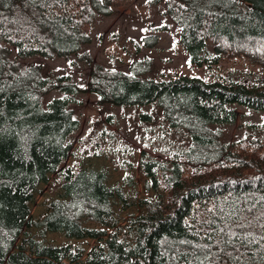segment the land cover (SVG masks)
<instances>
[{
  "label": "trees",
  "instance_id": "16d2710c",
  "mask_svg": "<svg viewBox=\"0 0 264 264\" xmlns=\"http://www.w3.org/2000/svg\"><path fill=\"white\" fill-rule=\"evenodd\" d=\"M129 1L0 0V264H264V78L228 70L212 80L151 77L146 56L128 71L94 62L85 48L92 25ZM162 13L189 65L217 63L222 55L264 72V0H163ZM155 39L142 41L150 46ZM71 55L89 66L83 86L67 74L51 76L41 62H21ZM54 90L62 95L47 99ZM81 92L100 105L154 103L186 138L162 159L142 152L145 188L155 196L122 229L113 201L123 193L107 185L105 171L62 165L79 127L70 98ZM235 105L261 113L262 121L229 139L225 126L238 118ZM51 173L63 197L50 200L37 222L30 203ZM89 221L102 227L85 226ZM31 226L38 235L17 245ZM48 232L98 244L86 252L51 245Z\"/></svg>",
  "mask_w": 264,
  "mask_h": 264
},
{
  "label": "rangeland",
  "instance_id": "374dc122",
  "mask_svg": "<svg viewBox=\"0 0 264 264\" xmlns=\"http://www.w3.org/2000/svg\"><path fill=\"white\" fill-rule=\"evenodd\" d=\"M162 11L163 0H130L128 4L116 6L112 14L100 16L90 29V42L85 47L91 59L106 68L128 71L133 59L146 56L152 62L147 75L159 78L185 74L212 80L225 70L236 75L251 72L264 78L263 71L241 58L221 55L217 63L189 65L174 24ZM162 24H167L168 30L158 29ZM148 35H156L155 42L150 46L142 41ZM5 52L12 56L14 49L7 48ZM31 61L41 62L51 76L69 75L78 86H83L88 78V64L76 55L21 60L22 63ZM61 95L54 90L47 99ZM70 107L79 121V127L69 136L71 150L62 165L74 169L104 170L107 185L122 190L123 197L114 199L113 210L115 227L125 228L131 220L144 213L142 202L155 196L152 190L145 188L147 178L138 163L142 152L162 159L185 144L186 138L169 127L154 103L125 107L100 105L96 102V95L81 92L70 98ZM235 108L238 113L236 122L225 126L229 139L234 134L246 132L249 124L262 121V115L257 111L242 105H235ZM58 183V175L51 173L47 182L38 186L30 203L35 221H40L50 200L63 197ZM85 226L102 227L91 221ZM115 227L107 226L106 230L110 232ZM38 232L37 226L26 228L16 244H21L23 236L34 237ZM45 242L57 246L70 244L81 247L84 252L98 244L93 238H67L60 232H48Z\"/></svg>",
  "mask_w": 264,
  "mask_h": 264
}]
</instances>
